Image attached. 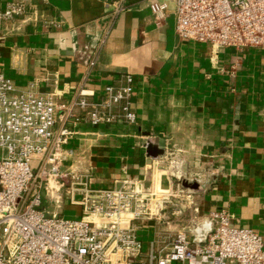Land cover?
Segmentation results:
<instances>
[{"label":"crops","instance_id":"1","mask_svg":"<svg viewBox=\"0 0 264 264\" xmlns=\"http://www.w3.org/2000/svg\"><path fill=\"white\" fill-rule=\"evenodd\" d=\"M9 1L0 0V10ZM148 2H28L24 15L2 22L0 72L19 89L54 92L62 101L81 86L97 99L130 75L134 124L93 127L57 114L54 129L71 131L65 165L101 187L124 171L140 175L171 150L190 174L204 173L194 195L201 213L224 209L232 225L252 228L264 242V49L213 51L182 39L172 3L155 24ZM66 210L82 213L65 199L55 211ZM141 231L150 241L154 223Z\"/></svg>","mask_w":264,"mask_h":264},{"label":"built area","instance_id":"2","mask_svg":"<svg viewBox=\"0 0 264 264\" xmlns=\"http://www.w3.org/2000/svg\"><path fill=\"white\" fill-rule=\"evenodd\" d=\"M28 2L46 0L7 2L0 10V37L2 22L24 15ZM170 3L182 39L206 43L213 51L264 49V0H149L155 24L165 20ZM131 86L125 75L97 99L81 86L62 101L54 92L19 89L0 72V264H264L263 237L232 225L224 209L208 210L166 243L155 237L143 249L144 222L169 217L183 191L182 176L190 175L185 160L171 150L147 163L140 175L124 171L101 187L93 186L89 174L65 165L71 131L54 129L57 114L93 127L134 124ZM47 195L57 208L65 199L79 205L81 215L67 218L45 210Z\"/></svg>","mask_w":264,"mask_h":264},{"label":"rangeland","instance_id":"3","mask_svg":"<svg viewBox=\"0 0 264 264\" xmlns=\"http://www.w3.org/2000/svg\"><path fill=\"white\" fill-rule=\"evenodd\" d=\"M196 173L197 172L195 171V172H191L190 175H187L186 173L184 176H182L183 185L181 184V187L183 191L180 192L178 197L174 198V200L176 199L177 202L176 203L173 202L171 207L168 209L167 213L169 217L154 223L155 231L154 233L153 232L151 233V237L153 238L156 237L161 242L165 241L166 243L176 230L181 228L183 225L190 224L192 221L197 220V218H200L204 215V213H201L200 210L198 211L194 210V208L197 207L194 195H197L198 192L201 191L202 184L204 183L203 175H202L204 173L199 171L198 176L196 175ZM199 174L201 178H199ZM194 179H198V180L195 181ZM172 181L177 182L175 178H173ZM166 184L164 183L163 180L162 185L166 186ZM43 206L45 210L49 212H54L56 209L54 202L50 198H48V195L45 198V202L43 203ZM172 210L178 211V213L176 215H170V212ZM62 214L64 217L67 218L76 217L74 216L73 212H69L68 210H66L65 213ZM141 234L139 235V238L142 241L143 249H145L148 244V236L146 235L145 231H141ZM143 261H144V257L142 258V262Z\"/></svg>","mask_w":264,"mask_h":264}]
</instances>
